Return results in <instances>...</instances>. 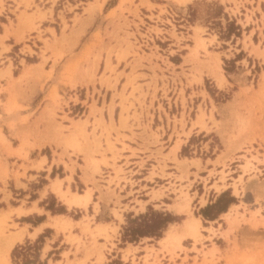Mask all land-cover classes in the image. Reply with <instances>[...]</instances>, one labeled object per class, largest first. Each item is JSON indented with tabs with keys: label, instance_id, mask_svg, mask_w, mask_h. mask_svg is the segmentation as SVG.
<instances>
[{
	"label": "rangeland",
	"instance_id": "rangeland-1",
	"mask_svg": "<svg viewBox=\"0 0 264 264\" xmlns=\"http://www.w3.org/2000/svg\"><path fill=\"white\" fill-rule=\"evenodd\" d=\"M51 1L54 3L56 0ZM104 1L77 0V4L68 5V11L76 12L70 18L60 12L59 27L51 18V9L42 7L43 0L20 1L24 11L17 16V23L18 18L20 21L24 18L28 24L25 33L16 34V38L22 44L27 43L32 29H35L42 44L39 51L43 61L41 69L48 59L54 64L61 58L62 62L68 63L66 66L65 63L62 64L60 82L73 92L88 91L92 87L93 93L99 94L101 87L105 86L112 88L114 94L108 105V123L102 116L104 99L102 105L97 107L96 96L95 99L91 97L90 110L86 115L83 114V107L71 106L73 114H77L75 119H79L75 122L72 117L63 113L62 105L67 106V102L57 94L54 86L53 93L51 94V88L44 97V125L41 133L46 134V142L53 149L48 146L43 149V154L58 157L56 149H60V152L62 149H71V152H75L62 156H68L69 160L73 156L75 161H71V164L80 167L78 162L84 163L83 170L90 169L89 177L85 176L83 180L85 183L90 180L93 188L85 187L75 175L77 182H73L72 190L82 194L89 190L92 195L96 189V195L93 199L90 198L86 207L81 204L68 205L57 191L61 180L56 179L57 187L52 189L57 196L47 195L40 201V205L44 206L47 216L57 213L61 215L51 223L53 228H46L32 241H22L23 230L18 229L19 223H16L27 218L14 221L11 218V214H19L20 209L8 207L4 211L1 209L4 203H0V264H61V260L53 263L50 259L47 261L43 254L49 249L50 241L47 237L53 239L60 232L63 234L61 238L70 244H76L72 258H69L67 251L62 252L61 256L50 257L64 258L62 264H86L92 251H97L95 262L102 263L105 260L102 250L106 246L99 243L96 236H103L102 239L110 241L112 246L113 243L106 231L93 233L90 221L94 223L95 220H109L104 211L96 216L95 212L98 211L97 202H110L112 197H115L112 212L118 219H122V209H128V205L122 207L121 195L111 188L112 183L117 186L121 181L127 185L122 186L123 189L127 187V193L124 190V194L134 193L135 197L131 210L124 212L121 242L118 243L119 247L126 248L120 250L122 256L115 258L113 264H175L176 259L185 261L187 257L180 259L176 251H186V248L180 245V241L178 246L173 240L164 239L165 230L169 227L174 232L178 230L179 225L172 223L181 222L185 216L178 212H184L191 218L192 211L201 214L203 207L199 211L196 207L192 209L189 192L191 188H201L202 184L195 183L196 179L203 181L205 186L211 177L214 180L205 189L212 188L213 193H219L216 200L222 196L218 204H213L216 200L213 203L207 202L212 206L206 213L210 217L215 216L218 209L226 206L231 197L234 201L239 200L238 208L241 207L243 212L240 213L235 208L232 215L231 212L226 214L224 217L228 227L224 231L209 226L204 228L208 234L203 235L199 224L200 234L196 238L191 237V240L194 243L200 242L203 246V240L209 239L214 246L212 238L221 231L219 233L231 243L236 253L235 264H264V0H119L117 5L116 0H110L107 4L110 7L101 11ZM47 13L57 26L58 37L54 32L51 33L52 44L49 43L50 39L43 37L39 25L34 24L44 19ZM88 24L89 27L84 32ZM9 26H12V22ZM228 28L233 29V32L228 34ZM1 50H6L2 43ZM22 51L33 53L26 44ZM156 60L164 61L162 65L171 72L162 69ZM169 61L178 63L179 66L175 67ZM49 74L50 70L42 71V77L33 81L42 87L50 78ZM120 75H124L126 81L120 92H116ZM218 77H221V82ZM16 81L21 80L18 78ZM24 82L27 84V81ZM96 85L99 90L95 89ZM128 85L131 88L125 94ZM115 96L120 97L117 126L112 116ZM83 103L86 104V101ZM58 113L62 115L59 116ZM161 115L168 127L171 123L166 134L161 125ZM83 119L84 121H80ZM66 120L70 125H64ZM156 122H160V126L152 129L151 123ZM121 128L127 129L130 136L121 133ZM193 128L196 130L192 133ZM135 130L139 132L135 133ZM159 131L168 139L166 142L162 141ZM33 134L34 132L30 135ZM125 138L132 141L138 139L141 144L133 142L137 148L127 146L123 141ZM119 143L121 148L116 147ZM179 145L181 158L176 156ZM125 148L130 149L133 155L137 152L136 154L143 156L135 157L138 161L134 172L125 171L127 158L124 159V164H120L121 151ZM145 153L149 155L144 156ZM202 157L212 158L207 160L211 169L201 171L205 169L200 163L199 158ZM168 164H174L175 167ZM64 166L73 170L72 165L64 163ZM191 166L195 167L194 172L189 171ZM62 170L63 166L54 168L50 176H62ZM205 172L208 173L207 176H203ZM167 176H171L173 180L164 178ZM38 179L39 182L30 187L31 198L35 196L32 191L47 180L42 177ZM0 180L4 181V178L0 177ZM229 187L236 196H231L227 189ZM83 188L86 190L83 191ZM168 190L172 191V198L165 195ZM2 191L5 193V190ZM61 191H67V195L72 193L68 187ZM10 196L8 191L3 198L6 200ZM16 202V199L10 198L11 204ZM168 202L173 204H167ZM205 202L206 199L200 197V203ZM151 203H155V207ZM61 206L63 210L60 212ZM165 207L172 210L164 209ZM151 210L169 212L175 221L169 222V227L166 226L158 238L143 236L130 241L128 229L136 225L135 221L139 222L135 218L140 214H149ZM41 218L38 216L35 220ZM28 219L34 222L30 217ZM75 226L79 235H83V240L90 236L92 244L89 247L80 236L72 234ZM14 234L21 237L6 252L5 242ZM31 234L33 237L34 233ZM229 234L232 236L231 240L228 239ZM215 241L221 243L222 240ZM58 244L56 241L53 246ZM141 245L144 248L141 249ZM94 246L96 250H90ZM214 249L217 248L214 247L207 253H202L201 250L202 259L197 262V258L193 257L192 264H216L218 258L214 257ZM57 251L55 249L53 252ZM166 254L170 259L165 258Z\"/></svg>",
	"mask_w": 264,
	"mask_h": 264
},
{
	"label": "crops",
	"instance_id": "crops-1",
	"mask_svg": "<svg viewBox=\"0 0 264 264\" xmlns=\"http://www.w3.org/2000/svg\"><path fill=\"white\" fill-rule=\"evenodd\" d=\"M21 0H0V177L4 178L3 180H0V203H4L1 207V209L8 210V207L12 208H19L20 213L17 214L14 212L11 214V218L13 221L15 219H22V217L27 218L22 221H15L18 224V229L23 230V237L22 241H25L29 239L30 241L35 240L41 235L46 228H53L51 226V223L54 222L61 214H49L47 216L46 210L44 206L40 205V201L46 197L49 194L56 195V192L52 188L57 187V180H61L60 183V189L66 190L68 187L71 192L73 182H77L75 179V175L79 177V182L85 185L87 188H93L91 187L92 183L89 180L87 183L84 182L83 178L87 176L89 177L90 169L83 170L84 163L78 162L79 166H75L74 164H71V161H75L73 156L68 158L66 155H70L75 152H71V149H66L64 151L60 152V149H56L57 156L43 154V149L50 146L51 149H53V146L46 142V134L41 133V129L44 125L43 123V110H44V97L47 95V93L51 90V88H55L57 91V94L62 97L63 101L67 102L66 105H62L63 113L67 114V116L70 118L72 117L73 120H75V115L73 114L71 106H79L83 107V114L86 115L89 113V104L91 103V97L97 100V107L102 105V100L104 99L105 106L103 107L102 116L106 123L109 122V110L108 105L111 101L112 95L114 94V90L112 88H106L105 86L101 87L100 93L95 94L93 93L92 87L88 88V91L83 90L82 92H73L68 86L64 85L60 82V71L62 69V64L65 62H62V59L60 58L57 60V63H51V59H48L45 64L42 65V69L40 68L42 64V60L39 56L40 47H42V44L37 38V33L34 32L35 29L31 31L30 38L28 39L26 36L25 38L28 39L27 43H24L31 47L33 50V53L23 52L22 48L23 42L21 40H18L16 38V34H20L21 32L25 33L27 22L24 20V18L20 19L18 18L17 23V16L24 11L23 10V4L20 3ZM74 1V3H73ZM77 0H56L54 3L51 0H43V8L44 9H51V18L55 23L58 24V27L60 25V19L59 15L60 12L62 14L68 15V17H72L73 13L76 11H68V5H75ZM110 0H105L102 3L101 11H103L104 8L108 9ZM119 0H116V5L118 4ZM219 2V0H217ZM113 5V4H112ZM114 5V6H116ZM113 6V7H114ZM112 8V7H111ZM110 9V8H109ZM29 13L28 11H26ZM98 15V12L96 13ZM67 17V16H66ZM51 18L49 16V13H47L46 17L42 19L40 22L34 24L39 25V29L43 35L44 38L50 39L49 43L52 44L53 38L52 34L53 32L57 34V26L52 23ZM12 22V26L9 25ZM10 23V24H9ZM5 27V28H4ZM89 27V24L85 26L84 32L87 31ZM7 29V31H6ZM52 33V34H51ZM6 34V35H5ZM4 36V37H3ZM82 34L79 36L77 42L81 38ZM1 43L6 47V50H1ZM58 44V43H57ZM55 44V47L56 45ZM48 54V52L46 53ZM48 57V56H46ZM29 58H32V60H29ZM67 62V61H66ZM157 64L160 65L162 69L167 70V72H171L168 68L166 69L165 66L162 65V62L156 60ZM172 63L175 67H178V63ZM182 60L179 62L181 63ZM68 63V62H67ZM65 63V66L67 65ZM165 64V63H164ZM61 65V66H60ZM52 66V67H51ZM50 67V68H49ZM65 69V68H64ZM63 69V70H64ZM47 72L50 70V78H48L41 87L40 84H37V82L33 81L36 78L42 77V71ZM146 73L145 71H138V73ZM159 74V73H158ZM164 74L168 76L165 72ZM48 76V77H49ZM20 79L21 81H16L17 79ZM27 81V84L26 82ZM126 79L124 75H120L116 84V92H120L123 83H125ZM142 83V82H139ZM25 87V88H24ZM52 88V89H53ZM130 85L126 86L125 94L130 91ZM96 90H99V87L95 86ZM54 89L51 91V94L53 93ZM104 91V92H103ZM104 95V98H103ZM136 95V93H134ZM76 98V101L74 100ZM119 96L114 97V104L112 107V116L114 118L115 124L119 123V112H120V105H119ZM86 101V104L83 102ZM134 105L136 106L135 102ZM74 108V107H73ZM79 111V110H78ZM132 112V109L130 110ZM130 114V112H129ZM59 116H61V113H58ZM99 114H96V117H98ZM162 117L161 125L163 127V130L165 131V134L167 133V130L170 128L171 123H169V127L164 122V117ZM92 121V118H90ZM43 123V124H42ZM127 123H130L128 121ZM64 125H70L69 121H64ZM160 122H156V124L151 123V128L154 129V127H159ZM89 128H87L88 130ZM196 130V128H193L192 133ZM33 135H30L33 133ZM121 133L130 136V133L127 131V129L121 128ZM135 133H138V130L134 131ZM160 135L162 136V133L159 131ZM163 142H166L168 139H165L164 136L161 137ZM184 140V139H183ZM103 141V140H102ZM124 143L127 146L137 148V146L133 143L135 142L137 145L141 144L138 139H134L133 141L131 139H123ZM31 144V145H30ZM168 145H165V147ZM117 148H121V144H116ZM181 146L179 145V148L177 149L176 156L178 158H181L179 152H180ZM137 153V152H136ZM131 154V150L128 148H125L121 151V158H120V164H124V159L127 158L128 165L125 166L126 170H131L132 172L136 171V162L138 161L135 157L140 156L143 157L140 153L139 154ZM63 154H66L62 156ZM79 154V153H78ZM149 155V154H144ZM82 156V155H81ZM83 158V157H82ZM98 158V157H97ZM201 166H205V169L202 170H209L210 162L207 160H211L212 158L208 157H202L199 158ZM70 161V162H69ZM64 163L67 164V166L72 165L73 170H69L64 166ZM63 166L64 174L62 176H50V172L53 171L54 168H59ZM170 167H175L174 164H168ZM220 166V165H218ZM195 167L191 166L189 171L194 172ZM220 170L217 169V172ZM79 171V173H78ZM109 172L111 170H108ZM172 173H175V170H172ZM107 175V174H105ZM208 173L205 172L203 176H207ZM128 176V172L126 173V177ZM218 176V174L216 175ZM38 177L45 178V180L41 186L37 187L36 190H33L32 193L35 194L34 198H31L30 196V187L33 183L39 182ZM214 177V176H213ZM94 178L96 176L94 175ZM164 178H170L169 181L173 180L171 176H167ZM215 178V177H214ZM214 179L209 178L208 182L205 186L209 188L212 184V181ZM167 182V181H166ZM219 183V181H217ZM195 183H201V188L198 190L190 189V197H191V207L192 209L196 207L197 211H199L200 208H204V206L207 204V202L213 203L216 200V197L219 195V193H213L214 190L212 188L205 189V186L203 185V181L196 179ZM193 183V184H195ZM90 185V186H89ZM105 185V184H103ZM122 186H127L124 184V181H121L119 185H115V183L111 184V188L114 189L115 193H118L121 195V205L122 207L124 205H128V209H122L121 216L122 219H118L112 212V209L115 207L114 200L115 197H112L110 202L106 201H99L98 203V211L95 212V216L101 214L103 211L108 215V219H103L100 221L95 220L90 221V229L93 233L96 232H103L106 231V233L110 236L111 241L113 243V246L111 245L110 241H104L102 238L103 236H96L97 241L99 243H104L106 246V249L102 250V253L105 257V260L102 261V263H96L95 258L97 256V251H92L91 255H89V258L86 262V264H113V260L115 258L119 259V256H122V253L120 250L125 249L126 246L119 247L118 243L121 242L120 236H121V230H122V224L124 222V212H128L130 207L134 203V193L131 194H124L127 193V187L125 189L122 188ZM230 191L231 196H236L232 192V188H227ZM5 190V193L2 191ZM86 188H83V191H85ZM10 192V197H8L6 200L3 198L7 192ZM44 191V194H41ZM96 189H94L93 194L90 196V198L93 199V196L96 195L95 193ZM170 190H168V193L165 195L171 196ZM170 193V194H169ZM195 193V195H194ZM215 194V195H214ZM229 194V195H230ZM17 196V197H14ZM57 196V195H56ZM133 196V198H132ZM200 197H202L204 200L206 199L205 203H200ZM212 197V198H210ZM11 199H16L17 202L15 204L10 203ZM239 200L236 199V201H232L228 203L225 206V210L217 213L213 219L208 218L205 219L202 214L199 213H193L192 217H196L199 220V224L202 227V233L203 235L208 234V232L204 228H208L209 226L216 227L217 230L224 231L228 227V223L225 220L226 214L231 212V215L234 213L235 208L239 210V212H243L242 208H238L240 206V203H238ZM107 203V205L105 204ZM157 204V203H156ZM167 204H173V202H168ZM10 205V206H8ZM152 206L155 207V203H151ZM160 205V204H157ZM164 209L172 210L168 207H165ZM224 209V208H223ZM178 214H185L184 218L181 219V222H173L172 224L179 225L178 232H182L184 223L189 220L191 217L184 212H178ZM42 217L40 220H35V217ZM245 216L247 217V213H245ZM34 220V222H31L30 219ZM58 220V219H57ZM77 222V221H74ZM171 223L167 225L166 228L169 227ZM76 226L73 227L74 232L72 234H76L77 236H80L81 240L84 241L87 247H89L92 244L90 236L86 237L83 240V235H79V232L76 231ZM79 228V227H78ZM200 228V227H199ZM80 229V228H79ZM36 230V231H35ZM76 231V232H75ZM219 231V232H221ZM81 232V231H80ZM217 233L213 236L212 240L214 242V246L212 245V241L209 239L203 240V246H201L200 242L194 243L189 236H184L180 239V245L183 248H186L185 250L176 251L180 259H183L184 256L187 257L185 261H181L176 259L175 264H192L193 257L197 258V262H199L202 259V253H207L211 250H213L214 247L217 249L213 251L215 259L218 258L216 261V264H235L234 259L236 258L234 249L223 235L220 233ZM31 233H34V236L31 237ZM88 235V234H86ZM63 234L60 232L58 234H55V237L53 236V239L50 237H47L48 241H50L52 244H48L49 249H47L43 254H45V259L48 261L50 259L53 262L57 260H61L64 262V258H52V256H61L62 252L67 251L69 252V258H72V254L75 250V243L70 244L69 242L65 241L64 238H61ZM164 237V236H163ZM162 237V238H163ZM148 239V237H146ZM160 238V239H162ZM215 239H221V243H217ZM228 239L231 240L232 236L231 234L228 235ZM239 240V237H237V241ZM59 242L57 246H53L55 242ZM19 242V241H18ZM156 242V240H155ZM158 242V241H157ZM17 243V242H16ZM149 245V244H147ZM153 245V244H152ZM144 245L139 246L141 249L144 248ZM195 247V249L193 248ZM44 248V246H43ZM42 248V250H43ZM158 250H160L159 247H156ZM55 249H58L57 252H53ZM96 250V246L91 247L90 250ZM198 250V251H197ZM201 250L203 251L201 253ZM11 252V251H10ZM82 253V252H80ZM162 254H165L164 251H162ZM83 255V253H82ZM209 255V253H208ZM207 255V258L209 257ZM166 259H170L167 257V254L164 255ZM50 257V258H49ZM228 258V259H227ZM58 262V261H57ZM61 262V264H62ZM125 262V261H124ZM157 264V263H156ZM163 264H172L171 262H163ZM208 264V263H207Z\"/></svg>",
	"mask_w": 264,
	"mask_h": 264
},
{
	"label": "trees",
	"instance_id": "trees-1",
	"mask_svg": "<svg viewBox=\"0 0 264 264\" xmlns=\"http://www.w3.org/2000/svg\"><path fill=\"white\" fill-rule=\"evenodd\" d=\"M238 28V27H237ZM230 32H233V29L228 28V34ZM222 195H220L217 200L213 203L218 204L220 201ZM234 201V199L231 197L230 199L227 200L226 204ZM212 206V204H207L204 208L200 210V213L205 216V217H210V215L207 212V209H209ZM224 208V209H223ZM223 208L218 209V213L222 212L225 210V206ZM63 210V207L61 206L59 208V211L61 212ZM215 216H211L210 218L213 219ZM139 222H136V225L129 228V235L130 241H136L138 240L139 237L143 236H152L155 238H158L161 236L162 230L167 226L169 222L175 221V218L169 213H161V212H154L151 210V212L145 213V214H140L138 215ZM14 252H12V255Z\"/></svg>",
	"mask_w": 264,
	"mask_h": 264
},
{
	"label": "bare ground",
	"instance_id": "bare-ground-1",
	"mask_svg": "<svg viewBox=\"0 0 264 264\" xmlns=\"http://www.w3.org/2000/svg\"><path fill=\"white\" fill-rule=\"evenodd\" d=\"M96 3L98 4V2H96ZM218 78H219V80L221 82V80H222L221 77H218ZM78 121H79V119L76 120V122H78ZM80 121H84V119L83 120H80ZM174 148L176 149L177 148V145H175ZM57 191H58L60 197L62 199H64L65 202L68 205H71V204H81L84 207H86L87 203L90 200V196H91V192L89 190H86L83 194L82 193L72 192L69 195H67V191H61L59 189V187H58ZM199 234H200L199 221H198L197 218L192 217V218H190L189 220H187L184 223L182 232H177V231L174 232V230L171 227H169L168 229H166L165 230V237H164V239H167V238L168 239H171V240H173L176 243V245L180 246L179 245V241H180V239L183 236L188 235V236H190L192 238H196ZM31 235H33V234H31ZM20 237H21V235H18V234H14V235L9 236L7 238V240H6V242H5L4 250L6 252H8L11 249V247L13 246L15 240L18 239V238H20Z\"/></svg>",
	"mask_w": 264,
	"mask_h": 264
}]
</instances>
